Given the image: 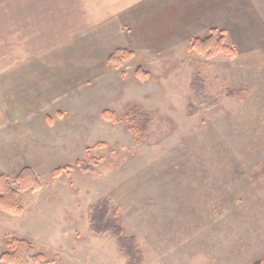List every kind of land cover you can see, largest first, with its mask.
Here are the masks:
<instances>
[{
	"label": "rangeland",
	"instance_id": "rangeland-1",
	"mask_svg": "<svg viewBox=\"0 0 264 264\" xmlns=\"http://www.w3.org/2000/svg\"><path fill=\"white\" fill-rule=\"evenodd\" d=\"M42 4L33 35L0 0V175L40 185L0 209V256L20 239L28 264H126L89 221L106 199L142 264H264V0ZM213 28L228 50L198 52Z\"/></svg>",
	"mask_w": 264,
	"mask_h": 264
},
{
	"label": "trees",
	"instance_id": "trees-1",
	"mask_svg": "<svg viewBox=\"0 0 264 264\" xmlns=\"http://www.w3.org/2000/svg\"><path fill=\"white\" fill-rule=\"evenodd\" d=\"M217 32L218 35H217ZM222 30L213 28L210 31L209 36L193 40L192 46L197 48L198 52L212 54L217 51L226 52L228 47L222 42ZM221 34V35H220ZM122 53H127L130 56L132 53L123 49H117L115 52L110 54L108 58L112 61L114 67L119 66ZM127 56V57H128ZM126 57V58H127ZM191 89L193 93L201 101L206 102L205 92L202 87L201 80L196 76L192 79ZM81 168L84 170H93L87 163H81ZM64 167L57 168L54 170L56 174H61ZM15 186V187H14ZM40 187L37 178L33 175L29 168H23L12 180H9L6 176L0 175V209L8 214H18L20 212L18 203V193L26 190H36ZM111 206L110 202L103 199L96 207H93L90 212L89 221L92 230L97 233L110 232L116 238V244L118 248L126 255V264H142L143 257L137 250L134 237H126L122 234V228L119 223L109 218ZM34 254L32 253L30 245L20 239H13L10 242L9 249L7 252L1 254L0 261L7 264H28L33 261Z\"/></svg>",
	"mask_w": 264,
	"mask_h": 264
},
{
	"label": "crops",
	"instance_id": "crops-1",
	"mask_svg": "<svg viewBox=\"0 0 264 264\" xmlns=\"http://www.w3.org/2000/svg\"><path fill=\"white\" fill-rule=\"evenodd\" d=\"M131 2H132V4H134L136 2V0H131ZM19 4L24 5V7H22V9H19L20 17H23V14H25V15L28 14L29 15L28 17L31 18V20L28 24V29H29V31H31V30L33 31V35H35V33H37L39 26H42L43 16L44 15L46 16V14L48 15V14L53 13L52 12L53 6L50 7L51 10H49L50 8L49 9L45 8V10H43L42 0H19ZM46 7L48 8L49 6H46ZM48 18H50L49 15H48L47 19ZM32 25H33V27H32ZM25 69H26V67H22V70H25ZM10 76H14V75L10 74ZM15 76H18V75H15ZM3 79H4V81H3L2 87H8L7 81H5L7 79V77L5 76V78L3 77Z\"/></svg>",
	"mask_w": 264,
	"mask_h": 264
}]
</instances>
